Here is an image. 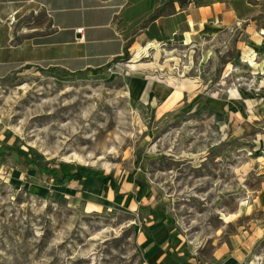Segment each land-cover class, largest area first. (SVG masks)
I'll return each mask as SVG.
<instances>
[{
  "label": "rangeland",
  "instance_id": "rangeland-1",
  "mask_svg": "<svg viewBox=\"0 0 264 264\" xmlns=\"http://www.w3.org/2000/svg\"><path fill=\"white\" fill-rule=\"evenodd\" d=\"M219 1L140 57L0 78V264H264V0H192Z\"/></svg>",
  "mask_w": 264,
  "mask_h": 264
},
{
  "label": "crops",
  "instance_id": "crops-1",
  "mask_svg": "<svg viewBox=\"0 0 264 264\" xmlns=\"http://www.w3.org/2000/svg\"><path fill=\"white\" fill-rule=\"evenodd\" d=\"M219 11L234 9L220 1L0 0V78L29 65L100 69L129 48L171 39Z\"/></svg>",
  "mask_w": 264,
  "mask_h": 264
},
{
  "label": "trees",
  "instance_id": "trees-1",
  "mask_svg": "<svg viewBox=\"0 0 264 264\" xmlns=\"http://www.w3.org/2000/svg\"><path fill=\"white\" fill-rule=\"evenodd\" d=\"M180 1H181V3H184L186 0H180ZM6 151L18 152L16 146L3 143L0 146V155H4ZM29 161L33 164L34 168L39 170V172L48 171L50 176L57 183H64L66 181H70V180H73V179L83 178L86 175L92 176V175L95 174L94 172H91V170L88 169L85 166H74L71 163L65 164L64 165L65 168L63 169L62 174H60L59 169L49 168V167H46V166H41L39 164H36V162L33 159H31V158L29 159Z\"/></svg>",
  "mask_w": 264,
  "mask_h": 264
},
{
  "label": "bare ground",
  "instance_id": "bare-ground-1",
  "mask_svg": "<svg viewBox=\"0 0 264 264\" xmlns=\"http://www.w3.org/2000/svg\"><path fill=\"white\" fill-rule=\"evenodd\" d=\"M264 33V29L261 32H257L258 37L255 38L254 42L249 45V50L252 53V55H256V53L263 52L264 51V36L261 34ZM158 45V41L152 40L147 45L142 47V50H139L136 53V57H140L144 52L148 54L149 49L151 47H154ZM253 57H251V60ZM136 60H132L129 62L128 66L132 68H137V64L135 62ZM264 65V64H263ZM151 82L147 89L145 90V96L150 97L153 92H159L160 95H163L164 97H167L169 93L171 92V88L166 87L162 83L159 82L157 76H150Z\"/></svg>",
  "mask_w": 264,
  "mask_h": 264
},
{
  "label": "built area",
  "instance_id": "built-area-1",
  "mask_svg": "<svg viewBox=\"0 0 264 264\" xmlns=\"http://www.w3.org/2000/svg\"><path fill=\"white\" fill-rule=\"evenodd\" d=\"M82 28H83V27H79V28L77 29V31H81V30H82Z\"/></svg>",
  "mask_w": 264,
  "mask_h": 264
}]
</instances>
